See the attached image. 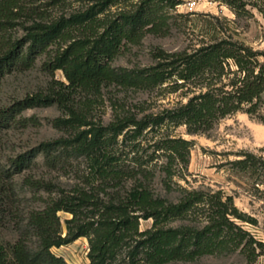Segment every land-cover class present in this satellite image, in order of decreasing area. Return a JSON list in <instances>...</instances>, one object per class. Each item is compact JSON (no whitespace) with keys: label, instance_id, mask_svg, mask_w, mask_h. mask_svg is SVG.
Masks as SVG:
<instances>
[{"label":"trees","instance_id":"1","mask_svg":"<svg viewBox=\"0 0 264 264\" xmlns=\"http://www.w3.org/2000/svg\"><path fill=\"white\" fill-rule=\"evenodd\" d=\"M0 0V80L30 69L43 57L51 79L46 89L0 108V127L23 126L22 112L56 105L51 125L63 133L0 162V183L42 164L69 179L29 176L24 186L37 207L16 212L13 241L0 239V264H70L51 248L79 237L88 241L86 264H165L239 250L249 263L264 254V242L240 222L255 219L221 189L188 188L185 176L192 140L173 134L206 133L237 112L264 121V49L237 36L236 19L264 13L260 0H213L234 19L210 15L178 49L156 46L152 62L116 66L113 60L147 34L167 36L183 16L182 0ZM61 71L63 78H55ZM174 94L168 106L149 110L145 101L110 100L105 122L104 89ZM232 169L257 173L264 182V156L241 152ZM59 175V174H58ZM162 184L166 195L155 185ZM175 186V187H174ZM177 191L174 197L167 193ZM21 192V191H20ZM0 194L21 200L13 183ZM60 212L69 213L63 218ZM149 220L150 225L141 227Z\"/></svg>","mask_w":264,"mask_h":264},{"label":"rangeland","instance_id":"2","mask_svg":"<svg viewBox=\"0 0 264 264\" xmlns=\"http://www.w3.org/2000/svg\"><path fill=\"white\" fill-rule=\"evenodd\" d=\"M195 1L192 7L190 2ZM261 6L264 8V0ZM77 5L72 0L66 8L71 9ZM179 13L197 12L179 18L180 27L174 28L167 36L147 34L139 44L127 45L113 60L116 66H136L152 62L151 50L161 46L174 50L185 46L189 42L192 29L197 30L210 19V15L225 16L234 19L233 11L226 5L213 0H182L176 9ZM251 17H240L233 25L237 36L257 49H264V13L253 8ZM44 58H39L35 65L23 71H11L0 80V108L9 106L14 101L27 94L46 89L51 79L50 74L43 69ZM55 78H63L61 71L55 72ZM174 94L163 91H141L121 89L109 86L104 89V105H100L99 112L103 111V119L107 122L111 118V109L107 106L110 100L118 99L120 102L145 101L149 110H157L168 106L174 100ZM60 114L56 105L32 107L24 110L22 116L34 117L36 121H29L27 125L11 123L8 127H0V162L8 165L10 159L25 152L41 141L60 136L63 132L51 125V119ZM173 134L192 140L193 144L189 154V164L185 176L175 178L179 184L188 188L221 189L233 195L235 205L242 212L255 219V223L240 222L250 233L264 242V182L257 173L232 169L230 160L243 157L241 152H252L264 156V121L250 117L247 113L237 112L225 117L209 132L187 133L184 126L173 129ZM59 174V175H58ZM32 176L45 179H69L70 175H60L57 171L49 170L42 164V158L37 157V163L31 168L15 175L11 181H1L0 191L13 183L21 200L12 201L0 194V239L13 241L17 232L14 228L16 212L24 214L28 209L37 207L40 201L32 198L28 188L24 186V179ZM156 190L166 195L162 184L155 185ZM175 187V186H174ZM21 191V192H20ZM177 191L167 193L174 197ZM63 218L70 217L69 213L60 212ZM150 225L149 220L141 222V227ZM51 250L63 256L70 264H86L88 261V241L86 237H79L69 244L52 247ZM165 264H264V254L258 256L255 262L249 263L247 257L239 250L223 254L203 255L190 261H172Z\"/></svg>","mask_w":264,"mask_h":264},{"label":"built area","instance_id":"3","mask_svg":"<svg viewBox=\"0 0 264 264\" xmlns=\"http://www.w3.org/2000/svg\"><path fill=\"white\" fill-rule=\"evenodd\" d=\"M195 3H196L195 1H192L189 3V5L192 7L193 5H195Z\"/></svg>","mask_w":264,"mask_h":264}]
</instances>
